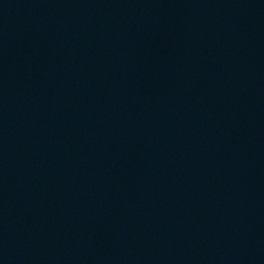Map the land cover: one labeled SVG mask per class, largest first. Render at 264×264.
<instances>
[{"label":"water","instance_id":"obj_1","mask_svg":"<svg viewBox=\"0 0 264 264\" xmlns=\"http://www.w3.org/2000/svg\"><path fill=\"white\" fill-rule=\"evenodd\" d=\"M0 264H264V0H0Z\"/></svg>","mask_w":264,"mask_h":264}]
</instances>
